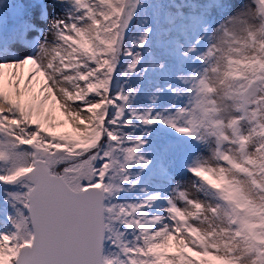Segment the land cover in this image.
Wrapping results in <instances>:
<instances>
[{
    "label": "snow or ice",
    "instance_id": "snow-or-ice-1",
    "mask_svg": "<svg viewBox=\"0 0 264 264\" xmlns=\"http://www.w3.org/2000/svg\"><path fill=\"white\" fill-rule=\"evenodd\" d=\"M0 264H264V0H0Z\"/></svg>",
    "mask_w": 264,
    "mask_h": 264
}]
</instances>
